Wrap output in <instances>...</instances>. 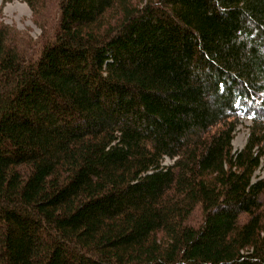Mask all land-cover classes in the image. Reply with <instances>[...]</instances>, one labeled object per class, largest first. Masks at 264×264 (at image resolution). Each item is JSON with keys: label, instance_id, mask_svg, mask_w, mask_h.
<instances>
[{"label": "trees", "instance_id": "obj_1", "mask_svg": "<svg viewBox=\"0 0 264 264\" xmlns=\"http://www.w3.org/2000/svg\"><path fill=\"white\" fill-rule=\"evenodd\" d=\"M21 1L0 264H264V0Z\"/></svg>", "mask_w": 264, "mask_h": 264}, {"label": "rangeland", "instance_id": "obj_2", "mask_svg": "<svg viewBox=\"0 0 264 264\" xmlns=\"http://www.w3.org/2000/svg\"><path fill=\"white\" fill-rule=\"evenodd\" d=\"M0 23H4L16 28L20 32L26 33L34 40H38L42 34V31L34 24L33 14L30 8L21 0H14L8 4H3L2 0H0ZM250 124L249 120H242L233 142L235 150H240L245 146ZM165 164L170 165L172 161L166 159ZM257 177L264 178V170L259 171Z\"/></svg>", "mask_w": 264, "mask_h": 264}]
</instances>
